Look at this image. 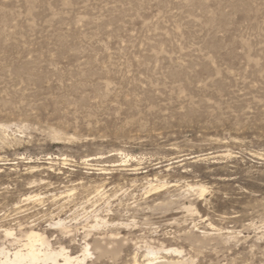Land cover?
Returning <instances> with one entry per match:
<instances>
[{"label":"rangeland","instance_id":"rangeland-1","mask_svg":"<svg viewBox=\"0 0 264 264\" xmlns=\"http://www.w3.org/2000/svg\"><path fill=\"white\" fill-rule=\"evenodd\" d=\"M32 230L264 264V0H0V250Z\"/></svg>","mask_w":264,"mask_h":264},{"label":"bare ground","instance_id":"bare-ground-1","mask_svg":"<svg viewBox=\"0 0 264 264\" xmlns=\"http://www.w3.org/2000/svg\"><path fill=\"white\" fill-rule=\"evenodd\" d=\"M154 190L156 189L154 188ZM204 192L205 190L203 188L202 193ZM62 221L56 223L57 226H59L60 228L64 227V223ZM100 223L104 225L107 224L105 220L98 219L95 226L98 227ZM62 233L66 234L65 232ZM7 235H13V234L7 232ZM84 244L85 246L82 248L81 254L78 256H73L65 248H61L58 251L53 250L50 242L47 240V237H45L43 234H40L39 232L32 230L26 235L25 243L22 244L21 247L16 251H14L13 253L6 251L5 248L0 250V264H85L87 260L91 258L92 252H91L90 244L88 243H84ZM151 248H149L147 251V257L153 258V260L156 262L159 259L158 258L159 252ZM166 252L175 254L176 256L182 254L180 251L174 249L166 250ZM151 262L152 261H150L149 263ZM172 264H186V263L173 262Z\"/></svg>","mask_w":264,"mask_h":264}]
</instances>
